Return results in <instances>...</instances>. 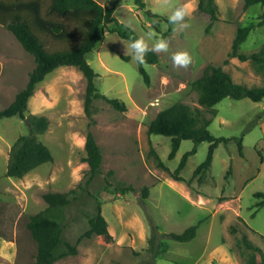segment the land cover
I'll use <instances>...</instances> for the list:
<instances>
[{
	"label": "rangeland",
	"instance_id": "374dc122",
	"mask_svg": "<svg viewBox=\"0 0 264 264\" xmlns=\"http://www.w3.org/2000/svg\"><path fill=\"white\" fill-rule=\"evenodd\" d=\"M97 1L113 7L114 18L138 37H144L150 47L159 38L168 40L169 51L156 53L157 63L143 65L150 77L146 85L128 49L131 42L105 30L103 39L86 54V59L96 73L94 83L99 93L119 99L126 109L116 110L106 100L96 98L92 102L94 123L90 127L84 113L83 74L76 67H65L46 77L43 88H49L45 95L54 102V107L53 112H47L52 117V120L46 117L48 129L37 137L56 160L43 165L45 176L40 189L31 180L15 187L16 206L0 201V236L16 244L15 260L0 255V264H27L33 259L36 245L25 227L28 216L42 209L38 198L42 199L43 193L71 189L76 190V199L62 208L59 216L63 238L76 247L111 244L101 249L104 255L98 264H207L208 258L211 264H232L224 259L225 253L235 264H249L252 256L258 264H264L259 253L242 240L245 235L264 254V206H255L262 199L254 195L264 193V99L255 102L249 98L224 97L212 108H204L192 87L209 65L222 67L236 83L264 86V69L256 68L251 60L228 56L237 29L244 26L252 29L239 51L259 52L264 44V25H258L263 7L259 4L245 7L244 0H215L218 20L207 27L210 19L197 9L198 0H170L168 6H162V0H140L144 6L136 0ZM182 5L188 6L190 15L186 22L190 27L174 33L167 18L175 7ZM5 29L0 25L1 54L6 49L10 56L23 54L20 43ZM149 32L155 33L151 40ZM124 47L128 49L125 53ZM177 51H188L192 56L188 68L173 66L171 56ZM31 62V59L24 61L25 67ZM176 102L202 110L211 119L208 130L216 137L229 138L215 149L210 169L200 178L192 177L193 171L205 160L209 143L203 141L196 146L195 154L180 171L188 184L174 180L171 173L182 155L192 149L193 142L182 140L175 157L168 159L170 138L149 135L147 131L156 115ZM30 110L27 108L26 116L32 114ZM59 112L66 117L59 119ZM25 120L18 116L0 120V183L8 180L1 172L2 150L8 144L4 151L9 154L17 137L28 134ZM88 130L92 131L103 159L101 174L86 184L89 167L84 162V143ZM238 142L242 143L241 155ZM151 149L159 156L162 167ZM106 180L112 185L106 186ZM127 186L134 190L120 194L119 187ZM145 187L146 197L142 194ZM0 197L6 198L1 191ZM98 205L112 236L109 242L101 235L83 237L89 229L88 217L96 213ZM151 223L158 226V233H180L198 225L197 235L188 242H179L157 233L150 241ZM161 240L168 249L156 255ZM72 258L71 264H80L77 257Z\"/></svg>",
	"mask_w": 264,
	"mask_h": 264
},
{
	"label": "trees",
	"instance_id": "16d2710c",
	"mask_svg": "<svg viewBox=\"0 0 264 264\" xmlns=\"http://www.w3.org/2000/svg\"><path fill=\"white\" fill-rule=\"evenodd\" d=\"M138 5L144 6L140 0ZM259 4L263 11L259 16L258 25H264V0H244V6ZM197 9L209 16L210 27L218 20V7L215 0H198ZM113 7L102 5L97 0H0V25L4 26L20 43L21 47L34 58V67L28 74L25 86L20 89L13 101L6 107L0 109V120L12 116H18L28 121V134L20 135L11 145L9 159L4 173L5 177L22 178L36 167L53 160L50 149L38 139L49 126V120L45 116L30 114L25 115L29 98L33 95L36 85L49 73L60 66L76 67L84 76L86 90L84 96V113L89 118L88 126L94 123L92 102L96 98L107 101L114 109L124 111L125 104L117 98H108L100 94L94 83L96 73L86 59V54L91 52L103 39L104 31L116 33L119 37L130 42L133 38H139L130 28L119 23L113 16ZM154 17H158L154 15ZM111 25V27H110ZM251 26L237 29L231 45L230 57H237L240 61L251 60L256 68L264 69V44L259 52L244 54L239 51L240 45L245 41ZM128 59V58H125ZM158 62L156 53L149 51L146 63ZM144 64H138V72L143 82L148 85L150 77L144 68ZM197 93V101L204 108H212L224 97L233 99L249 98L258 102L264 99L263 87H248L242 83H236L230 74L222 67L209 65L203 74L192 83ZM211 122L203 111L181 102L161 110L148 125V134L162 135L170 138V152L168 159L175 157L181 141L191 140L193 147L185 152L176 169L171 173L174 180L185 181L180 176V171L185 166L188 158L195 154L196 146L206 141L209 143L207 155L193 171L192 177L204 176L210 169L213 153L220 143H226L229 138L216 137L209 130ZM238 152L242 154V143L238 142ZM84 149L86 156L84 162L88 164L89 174L86 184L90 183L96 176L101 174L102 151L96 142L92 131L88 130L85 137ZM159 166H163L159 156L150 150ZM112 174V170L107 172ZM186 182V181H185ZM187 184L190 183L188 180ZM106 186L112 185L109 180ZM80 188V187H78ZM80 189H84L83 187ZM132 186L119 187V193L133 191ZM148 188L142 190L146 197ZM256 198L262 200L257 202V208L264 206V193L256 192ZM42 199L47 204L43 210L31 214L25 222V227L30 233L36 245L33 259L27 264H53L55 261L77 253L76 245L63 238V224L59 220L61 209L68 206L76 199V190L67 192H45ZM89 229L83 237L90 238L93 235H101L109 242L112 239L108 231V223L101 213L100 205L97 211L88 217ZM198 225L187 227L180 233L166 232L158 233V226H152V237L161 234L163 237L179 242H188L196 236ZM243 242L250 249L259 253L264 263L262 250L248 242L247 237L242 236ZM168 245L162 240L158 243L157 254L167 251ZM215 264V263H213ZM249 264H258L252 256Z\"/></svg>",
	"mask_w": 264,
	"mask_h": 264
},
{
	"label": "crops",
	"instance_id": "0c3cea01",
	"mask_svg": "<svg viewBox=\"0 0 264 264\" xmlns=\"http://www.w3.org/2000/svg\"><path fill=\"white\" fill-rule=\"evenodd\" d=\"M4 31L5 33L8 32L7 29H5ZM22 53L23 54H19V53L13 54L12 53L10 56V51H8L7 49L3 51L2 54L0 51V104H2L1 108L8 106L13 101L16 93L25 86L26 84L25 82L27 80L28 74L30 70H32L34 67L33 56H31L30 54H27L25 50H23ZM30 59L33 61V63L31 62L28 67H25L24 61H28ZM65 67L73 68V66H60L56 68L55 70L65 68ZM46 77L36 85L33 95L28 100L27 108L28 109L31 108L30 111H32L31 113L34 115L45 116V117L48 116V118L51 119L52 117L50 118L47 112L49 111V114L53 112L52 109L54 107V102L51 101V99H49L45 95L46 89L47 91L49 89L48 87L43 88ZM30 101H32L31 106H30ZM58 114H59L58 115L59 119H61V117L63 118L66 117V114L64 113L59 112ZM4 146L5 148H3L2 153H1V155L3 156V165H2L1 172H3V174L6 171V166H7L8 159H9V154L6 151H4L6 149V146H8V144ZM1 148L2 146H0V152H1ZM55 160L56 158L53 159L52 162H47V163H54ZM43 165H45V163L31 170L29 173H27L22 178L7 177L8 180H6L3 183H0V187H2V189L0 188V191L2 192V197L3 195L6 197V198L0 197L1 203L2 204L8 203L9 206L13 203L12 205L16 206V202L14 201V199L15 200L17 199L14 196L15 187H19V185L26 183V182L30 183L31 180L40 189L42 184L44 183V176H45L44 172L41 170V169H45V167L42 168ZM24 197L25 198L23 199L26 200L27 195ZM201 200L203 201V198ZM38 203L39 204L41 203V206H42L41 210H43L47 206V204L41 198H38ZM196 235H197V232H196ZM109 245L111 244H79V246L76 247L77 253L75 255H67L55 261L53 264H71L72 259H73L72 257H77L80 261V264H98L96 262L99 261L102 255H104L101 249L103 250L104 248H108ZM218 246H221V245H218ZM220 249L224 250L223 248H220ZM15 251H16V244L13 241L0 236V255H3L4 258L15 260L16 258V257L14 258ZM223 256L225 260H228V262H231L232 264L236 263L235 260L231 256H228L226 253ZM206 262L207 264H211L210 258H208Z\"/></svg>",
	"mask_w": 264,
	"mask_h": 264
},
{
	"label": "clouds",
	"instance_id": "9594fccd",
	"mask_svg": "<svg viewBox=\"0 0 264 264\" xmlns=\"http://www.w3.org/2000/svg\"><path fill=\"white\" fill-rule=\"evenodd\" d=\"M170 0H162V6H168ZM190 15L187 5L177 6L167 20L172 25L174 33H180L190 27V24L186 22V18ZM148 39L151 40L155 37V33L149 32L147 34ZM128 49L131 51L132 60L138 64L146 63V56L149 51L154 53H167L169 51V41L164 38H159L152 46L144 37L133 38L128 45ZM124 47V53L128 51ZM171 60L175 68H188L192 62V56L188 51H177L172 54Z\"/></svg>",
	"mask_w": 264,
	"mask_h": 264
},
{
	"label": "bare ground",
	"instance_id": "6f19581e",
	"mask_svg": "<svg viewBox=\"0 0 264 264\" xmlns=\"http://www.w3.org/2000/svg\"><path fill=\"white\" fill-rule=\"evenodd\" d=\"M141 231V230H140Z\"/></svg>",
	"mask_w": 264,
	"mask_h": 264
},
{
	"label": "water",
	"instance_id": "95a60500",
	"mask_svg": "<svg viewBox=\"0 0 264 264\" xmlns=\"http://www.w3.org/2000/svg\"><path fill=\"white\" fill-rule=\"evenodd\" d=\"M26 121V120H25Z\"/></svg>",
	"mask_w": 264,
	"mask_h": 264
}]
</instances>
